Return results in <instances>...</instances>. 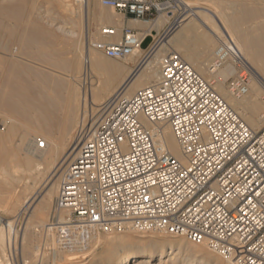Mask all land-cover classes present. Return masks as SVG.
I'll list each match as a JSON object with an SVG mask.
<instances>
[{
	"label": "built area",
	"instance_id": "obj_1",
	"mask_svg": "<svg viewBox=\"0 0 264 264\" xmlns=\"http://www.w3.org/2000/svg\"><path fill=\"white\" fill-rule=\"evenodd\" d=\"M99 1L142 23L170 16L159 31L123 27L118 41L91 44L121 60L138 51L148 55L186 8L183 0ZM117 31L104 27L100 34ZM148 36L152 42L142 48ZM227 62L236 68L226 88L242 97L250 70L233 42H220L206 69L214 74ZM213 85L169 51L153 84L128 97L117 93L92 124L78 127V148L60 179L49 224L58 249L82 252L99 233L166 231L236 264H264V125L253 131ZM261 97L264 121V85ZM164 126L184 161L164 147Z\"/></svg>",
	"mask_w": 264,
	"mask_h": 264
},
{
	"label": "bare ground",
	"instance_id": "obj_2",
	"mask_svg": "<svg viewBox=\"0 0 264 264\" xmlns=\"http://www.w3.org/2000/svg\"><path fill=\"white\" fill-rule=\"evenodd\" d=\"M54 1L59 11L64 16L62 20H58L60 25L56 27V30L75 36L77 32L81 34V23H83L82 32L85 38V48H83L85 50H83L81 55L80 50H82V48L79 50L73 47L74 50L71 51L70 59L61 64L63 67L77 71V69H80L82 56L81 71H83V77L80 78V76H78L79 74L70 73V75H67L68 79L64 84L60 81H53V79L49 80L51 87L57 90L66 85L67 95L64 99L60 96H53L54 94L51 95L50 93L45 95L38 84H25L26 86L17 84V82L14 81V74L16 71L20 70V67L17 65L18 58H16L18 52L16 47L12 49L9 48V34L13 31L21 33L23 35L20 40L21 48L26 49L28 47L37 46L41 49L38 52V56L42 57L45 53L44 47H50L52 41L49 31L37 20V18H42V10H40V6H37L36 0H17L13 5H0V54H3V56H0V82H3L0 91V109H3L8 114L12 115L18 111L22 115H29L31 120L34 118L36 123L38 122V117H40L42 122H54L60 127L68 123L65 118L69 116V114L67 115L64 112L70 113L74 111V113H76L79 106H81L78 127H83L84 125L88 126L99 116L102 104L109 101L117 93H123V95L128 97L133 91L153 84L158 79L161 56L169 51H175L203 78H206V80L208 78V81H213L214 79V81L217 82L216 85H213L214 89L222 96L226 103L242 116L253 131L259 130L264 125V121L261 118L263 110L261 96L262 85H264V19L259 22L257 21V25L254 21L255 15H260L259 13L264 14V4H261V7H256L251 0H228L225 2L224 6L220 4L223 7L216 9L215 0H195L194 2L183 0L186 4V8L175 18V22L172 23L171 33L165 36L148 55L142 56L141 51L134 52L123 59L125 63L119 64L112 60V58L104 56L101 51L93 48L91 46V44L94 43L93 41H91V43L88 42L90 33L89 17H94V15H91L93 12L90 8L89 0ZM224 1L225 0H223V2ZM48 2L50 3V1ZM253 2L255 1L253 0ZM97 3L95 9L97 12L95 15L97 22L99 21L104 25H113L118 30L117 34L114 36H101L111 40L110 42L118 41L122 17L115 18L113 14L116 12L113 9L103 6L100 1ZM218 3H220V1ZM213 5L216 6V8ZM10 19L13 20V23H9ZM169 20V15L161 14L154 21L142 23L133 19L130 22L140 25L145 29L154 28L159 31ZM46 21L47 19L45 22ZM48 21L50 20L48 19ZM52 21L54 20L50 21L51 24L53 23ZM104 27L105 26H101L100 30ZM98 33H100V31ZM98 36H100V34H98ZM99 40L101 41L100 38ZM226 40L232 41L235 44L242 59L252 65L255 73L249 80L248 92L239 98L231 96L228 90L223 86V80L234 73L235 68L233 64H225V66L214 74H209L206 69L208 63L206 60L211 52H209V50H211L216 43L219 44ZM52 45H54V43ZM189 47L195 49L190 51ZM185 49L189 51L187 54L184 53L186 52ZM53 61H56V59ZM255 61L258 67H256ZM129 64L134 65V67H131ZM57 68L59 69V67ZM255 68H258V70ZM65 73L66 72H64V74ZM209 77L211 78L209 79ZM58 109L64 110L63 113L66 116L63 118L64 120L53 121L54 113ZM70 118L73 117L71 116ZM5 127H7L6 131ZM15 133V125L10 124L7 126V123H2V127L0 128V139L11 141L12 145H10V150H0V157L2 156L0 160L9 159L10 161L14 159L19 165L23 164V171H25L27 175V182L29 181L30 185L33 186L30 192L25 195L21 194L23 200L20 203L19 210H21L22 213H27V215L30 213V220L32 217L35 218L36 216V218H39L37 220L43 222L42 217L45 215L42 214L43 210L46 212L47 209L52 206L49 217V219L52 220L56 216L57 208L55 201L53 205H51V203L53 202L57 190H59L60 179L67 167V163L75 155L78 148V144L76 143L78 138L77 134L74 135L73 139L69 141H67V139L66 142L61 139L54 140V138L53 140H48L42 135V137L38 138L36 136L37 133L29 136H27L28 134H23L14 140L13 137H15ZM163 145L172 156L180 161H184L180 146L169 126L163 127ZM4 156H11V158L5 157L2 159ZM19 167L22 168V165ZM4 169L6 170V167ZM6 172L8 171L6 170ZM18 195L16 194V187L8 194L7 198L11 200L12 209L19 205ZM18 213L19 212H17V214ZM49 224L51 223L47 222L41 225L47 233L48 231L51 232ZM1 226L2 225H0V227ZM30 226L29 223L26 224L24 231H22V246L29 245L31 241L29 232V230H31ZM44 229L42 230L44 231ZM148 233L152 234H149L146 239L134 238L131 235H118L117 233H99L93 238L90 246L82 251L83 253L80 252L84 257L77 261L80 262L79 264H236L234 257H222L215 252L214 254L212 251H208L209 249L203 244L186 242L184 238L176 237L166 231ZM47 235L52 236L51 233ZM15 237H17V235H15V232L12 230L9 220L6 232L4 233V230L0 229V247L3 248V244L5 245L6 243L8 245L11 244V242L14 244ZM56 250L53 254L52 264H57V261L62 259L63 261L61 262H63V264L75 263L71 259L62 257V255L60 257V254L58 255L57 253L58 250ZM76 254L78 255V252H76ZM81 255L75 256L74 258L79 259ZM2 258L4 257L2 256ZM4 261L6 262L8 260ZM5 264H7V262Z\"/></svg>",
	"mask_w": 264,
	"mask_h": 264
},
{
	"label": "rangeland",
	"instance_id": "obj_3",
	"mask_svg": "<svg viewBox=\"0 0 264 264\" xmlns=\"http://www.w3.org/2000/svg\"><path fill=\"white\" fill-rule=\"evenodd\" d=\"M16 1L17 0H0V5H13V4L16 3ZM48 1H50V3ZM98 1L99 0H89L90 8L92 9V12L94 13V14L93 13L91 14V15H94V17H91V16L89 17V32H90L89 36H88V40H89L88 42L89 43H91V41H93V42H107V41L110 42L111 41V40H108L107 38L102 37L101 34L98 33L100 31L101 26H105V27H110L111 26L109 24H108L109 26L108 25H104V24L100 23L99 21L97 22V20L95 19V15L97 14L95 9H96V6L98 4L97 3ZM185 1H187V0H185ZM188 1L189 2H194L195 0H188ZM215 1H216V4L215 3L214 4L217 6V8H216V6H214V5L213 6L216 9H218L220 7H223L225 2L228 1V0H225L224 2H223V0H219L220 3H218L219 2L218 0H215ZM251 1H252L253 4L256 5V7H261L262 6L261 4H264V0L263 1L262 0H254L255 2H253V0H251ZM257 3H258V5H257ZM36 4H37V6H40V10H42L41 11L42 18L41 19L37 18V20H38L39 23H41V25L45 29H47L49 31V35L51 37L52 43L50 44V47H44L45 49L43 48L45 53H44V56L42 57V56H38V52L41 49H39L37 46L28 47L26 49L21 48L20 40L23 37V35L21 33H19L18 31H13L12 33H10L9 36H8V38H9V41H8L9 42V48L10 49H12L13 47L17 48V52H18V56L16 57V58H18V61H17L18 64L17 65L20 67V70L16 71L15 74H14V81H16L17 84H20L21 86L22 85L26 86V85L38 84L41 87V90H42V92L45 95L47 93H50L51 95L54 94L53 96H60L61 98L64 99V98H66V95H67V93H66L67 89L65 87L66 85H64L63 88L57 90V89L51 87V85L49 83V80L53 79V81H60L61 83L64 84L67 81V79H68L67 75H70V73L71 74L75 73L76 75L79 74L78 76H80V78L83 77V75H82L83 71H81L82 70V61H83L82 60V56H81L80 69H77V71H74L72 69L70 70L67 67L61 66V64L63 62H65V61L70 59L71 51H73L74 48H78L79 50L82 48V50H80L81 51V55L83 53V50H85L84 49L85 48V38H84V33L82 32L83 31V23H81V27H82L81 28V32H80L81 34H79L78 32H77V35H75V36L65 34V33L61 32L59 30H56V27L58 25H60V23H58V22L64 18L63 14L59 11V8H58L56 2L54 0H36ZM220 4H222L223 6L220 5ZM45 7H46V9H45ZM43 8H44V12H43ZM199 10H202V9H199ZM51 12H53L55 15L53 13H51ZM56 12H57V14H56ZM259 14L260 15H255V20L254 21H255L256 25H257V21L259 22V21L264 19V14L263 13H259ZM113 15H114L115 18L123 17L121 14H118V13H114ZM46 19H47V21L45 22ZM48 19L50 21L54 20V21H52L53 23L51 24V22L48 21ZM91 19H92V21H91ZM10 22L13 23V20L10 19L9 23ZM99 23H100V25H99ZM98 34H100V36H98ZM97 36L101 39V41L99 40V38ZM80 40H81V42H80ZM151 40H152L151 36H148L146 39H144V41L142 42V48H147L149 46ZM113 42H115V41H113ZM53 43H54V45H52ZM73 43L75 44V46H74ZM82 43H84V44H82ZM78 44H80V45H78ZM217 45H218V43H216L211 48V50H209V52L211 51L210 54H209V57L212 58L211 55H212L213 51L215 50V48L217 47ZM189 49H190V51H192L195 48L189 47ZM179 53H181V52H179ZM55 55H57V56H55ZM0 56H3V54L2 55L0 54ZM209 57L207 58L206 62L210 61L211 58H209ZM63 58H64V60H63ZM55 59H56V61H53ZM112 60H114L115 62H117L119 64L120 63L121 64L125 63V61L123 59L121 60V59H115V58L113 59L112 58ZM49 61H51V62H49ZM244 62L248 66V68L250 70V78H251L253 75H255L254 69L252 68V65H250L249 62H247V61H244ZM229 63H231V62H228L226 64H229ZM129 65H131V67H134V65H132V64H129ZM256 65H257V62H256ZM24 66H26V67H24ZM57 67H59V69ZM234 67L236 68L235 65H234ZM256 67H258V65ZM255 69L258 70V68H255ZM64 72H66L68 74H66V73L64 74ZM232 75L233 74L229 75L227 78H225L223 80L224 88H226L228 79ZM210 78L211 77H209V79ZM207 80H208V78H207ZM213 81H214V79H213ZM1 84H3L2 81L0 82V91L2 89V85ZM216 84H217V82L214 81V85H216ZM17 97H20V96H17ZM79 108L77 109L78 110L76 112L77 114L74 113V111H71L70 112L71 114H70L69 112H66V111L64 112V110H62V109H60V110L58 109L54 113V116H53V119H52L53 121H55V120H64L63 118H65V116H66L65 114H67V115L69 114V116H66V118H65L68 123H66V125H61L60 126V127H63V128H60L59 125H56V123H54V122H48V121H43L42 122V119L40 117H38V122L36 123L35 119L32 118V120H31L29 115H22L18 111L13 113L12 115H10L6 111H4L3 109H0V128L2 127V123H7V126L10 125V124L15 125L16 133H15V137H13L14 140L19 138V136L23 135V134H28L27 136H29V135H34V134L37 133L36 136L38 138L43 136V137H46L48 140H53V138H54V140H60L61 139L62 141L63 140L66 141L68 139L67 141H69V140L73 139L74 135L77 134L76 131H78L77 130L78 121H79L78 118H79V115H80L79 113L81 111V106H79ZM74 114H75L76 117L74 116ZM71 116L73 118H70ZM11 119H12V121H11ZM72 120H74V121H72ZM21 124H22V126H21ZM19 126H21V127H19ZM6 129H7V127H5V131H6ZM23 129L26 130L29 133H27ZM34 129H35V131H34ZM41 129H42V131H41ZM22 130H23V132H22ZM5 131H2V132H5ZM10 145H12L11 141L0 139V150L1 151H3V149L10 150L9 149L11 147ZM5 157L6 156H4L2 159H4ZM6 158H11V156L10 157L7 156ZM12 158H14V157H12ZM20 165H22V168L19 167ZM20 165L14 159H11L10 161H9V159H7V160L5 159L3 161L0 160V225H2V226L4 225L3 227L1 226L0 229L4 230V233H5L7 228H8V223H9V220H10L12 230L15 232V235H17V237H15V243L14 244L12 242L9 245L6 243L5 245L3 244V248L0 247V252L3 251V252L0 253V258H2V256L4 257V258L0 259V264H5L6 262H7V264H50V263L52 264L53 263L52 262L53 261V254H54L56 249L58 250V251L57 250L56 251H57L58 255L60 254L59 255L60 257L62 255V257H64V258H68V259H71L72 261H74L75 262L74 264H79L80 262H78L77 260H80L81 258L84 257V255H81L83 252L82 253L78 252V255H81V257H79V259H77V258H74L75 256L76 257L78 256L76 254V252H67V251L65 252L63 250L58 249V247L56 246V243H54V241H55L54 233L53 232H49V231L47 233V231H45L43 226H41V225H43V224H45L47 222H49V223L51 222L49 217H50V211L52 209V206H50L49 209H47L46 212L43 210L42 214L46 215V216L44 215V217H42L43 222L37 220L39 218H36V216H35V218L32 217L31 220H30V218H29V214L30 213H28V215H27V213H22V211L19 210L20 203L23 200V197L21 196V194L22 195L27 194L28 192H30L32 190V187H33L32 185H30L29 181L27 182V179H26L27 175H26L25 171H23V164H20ZM5 167H6V170L8 172H6V170L4 169ZM32 177H34V176H32ZM14 187H16V194L17 195L19 194L18 195L19 196V205H17V207H15L14 209H12L11 208V202H10L11 200H10V198L8 199L7 197H8L9 192L12 191ZM18 189H20V190H18ZM57 195H58V190H57V193L55 194V196L53 198V202L51 203V205H53L54 201H55V204H56ZM7 202H8V204H7ZM7 211H9V212H7ZM17 212H19V213L17 214ZM48 214H49V216H48ZM12 215H14L15 217L12 216ZM12 220H13V222H12ZM28 223L31 225L30 226L31 230H29L30 236H31V241H30L29 245H23L22 246V242H21V236H22V233H23L22 231H24L25 226ZM36 228L37 229L39 228V229L37 230ZM42 229H44V231ZM49 233H51L52 236L51 235H47ZM114 234H116V233H114ZM117 234L118 235H131L134 238H138V239L139 238H144V239H146V238H148L149 234H152V233L146 232L145 234L144 233H138L137 234V232L127 231L125 233L123 232V233H117ZM50 236H51V239H50ZM103 236H106V235H103ZM169 238H171V237H169ZM174 238H176V237H174ZM45 240H46V242H45ZM50 240H51V242H50ZM185 241L189 242L186 239H185ZM50 247H52V248H50ZM208 251H210V250H208ZM41 254H42V256H41ZM65 256H67V257H65ZM72 256H73V259H72ZM38 258L40 259V261H39ZM4 260H8L9 263H8V261L5 262ZM61 261H63V259L57 261V264H60V263L63 264V262H61Z\"/></svg>",
	"mask_w": 264,
	"mask_h": 264
},
{
	"label": "crops",
	"instance_id": "obj_4",
	"mask_svg": "<svg viewBox=\"0 0 264 264\" xmlns=\"http://www.w3.org/2000/svg\"><path fill=\"white\" fill-rule=\"evenodd\" d=\"M131 20H133L132 18H130V17H125V16H123L122 17V23H121V27L119 28V34H121V30H122V28L123 27H130L131 29H133V30H135V31H140V30H144L145 28H143V27H141L140 25H136L135 23H131L130 21ZM128 24H130V25H128ZM136 27V28H135ZM153 36H155L156 35V33H153L152 34ZM151 42H152V40H151ZM150 42V43H151ZM150 45V44H149ZM149 47V46H148ZM147 47V48H148ZM146 49V48H145ZM186 50V52H184V53H186L187 54V52H189L187 49H185Z\"/></svg>",
	"mask_w": 264,
	"mask_h": 264
}]
</instances>
